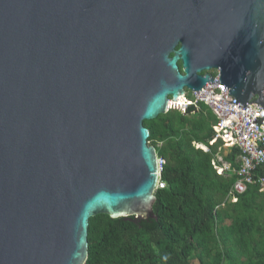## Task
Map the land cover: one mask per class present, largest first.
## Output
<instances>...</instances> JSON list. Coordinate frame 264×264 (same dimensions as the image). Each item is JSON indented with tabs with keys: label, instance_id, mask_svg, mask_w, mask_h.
Wrapping results in <instances>:
<instances>
[{
	"label": "water",
	"instance_id": "1",
	"mask_svg": "<svg viewBox=\"0 0 264 264\" xmlns=\"http://www.w3.org/2000/svg\"><path fill=\"white\" fill-rule=\"evenodd\" d=\"M206 83L260 124L264 0H0V264H86L90 218L148 219L143 122Z\"/></svg>",
	"mask_w": 264,
	"mask_h": 264
},
{
	"label": "trees",
	"instance_id": "2",
	"mask_svg": "<svg viewBox=\"0 0 264 264\" xmlns=\"http://www.w3.org/2000/svg\"><path fill=\"white\" fill-rule=\"evenodd\" d=\"M215 120L201 105L144 121L147 142L164 159L152 214L134 223L97 215L88 222L86 264H264V203L257 186L229 193L236 180L218 176L209 145ZM236 150L225 157L234 163ZM264 175V165L257 170ZM229 195V196H228Z\"/></svg>",
	"mask_w": 264,
	"mask_h": 264
},
{
	"label": "built area",
	"instance_id": "3",
	"mask_svg": "<svg viewBox=\"0 0 264 264\" xmlns=\"http://www.w3.org/2000/svg\"><path fill=\"white\" fill-rule=\"evenodd\" d=\"M212 78L215 82L220 81L217 70ZM181 97L183 103H174L181 113L189 107L198 110L204 105L214 116L211 126L214 135L209 141V147L203 150L211 153V147L217 146L211 158L213 170L223 178L236 176L229 193L242 195L249 186L255 185L264 203V175L257 176V170L264 165V117L259 125L256 124L260 108L248 104L244 114L240 113L228 105L233 104L235 98L229 96L225 88L216 83H206L200 91H191L190 97H187L185 91ZM193 146L197 148V145ZM222 147L227 149L226 154L222 153ZM232 150L237 151L234 163L225 160ZM156 163L158 168L154 193L166 187L161 179L164 159L157 156Z\"/></svg>",
	"mask_w": 264,
	"mask_h": 264
},
{
	"label": "clouds",
	"instance_id": "4",
	"mask_svg": "<svg viewBox=\"0 0 264 264\" xmlns=\"http://www.w3.org/2000/svg\"><path fill=\"white\" fill-rule=\"evenodd\" d=\"M215 71H216V70H215ZM215 71H210L209 73L213 74V72H215ZM187 90H188V89H187ZM187 90L184 89V92L187 91ZM190 91H191V90H190ZM180 97H181V96H180ZM180 97H179V98H180ZM176 102H177V101H176ZM176 102H174V103H176ZM169 103H171L170 99H169ZM174 103H173V104H174ZM174 105H176V104H174ZM177 108H178V106L176 105V109H177ZM187 109H188V108H187ZM187 109H186V110H187ZM173 110H174V109H173ZM177 110H178V109H177ZM178 111H180V110H178ZM180 112H181V111H180ZM183 113H185V112H183ZM193 144L196 145V144H198V143H192V145H193ZM148 145H149V143H148ZM202 145H203V144H202ZM193 147H194V146H193ZM203 147H204V148H205V147L208 148L209 146L204 145ZM194 148H195V147H194ZM196 149H200V150H202L203 152H205L202 148H196ZM211 150H212V149H211ZM226 150H227V149H226ZM205 153H209V152H205ZM210 154H212V152H211ZM157 156H158V154H157ZM158 157H159V156H158ZM225 160H226V158H225ZM154 194H155V193H154Z\"/></svg>",
	"mask_w": 264,
	"mask_h": 264
},
{
	"label": "rangeland",
	"instance_id": "5",
	"mask_svg": "<svg viewBox=\"0 0 264 264\" xmlns=\"http://www.w3.org/2000/svg\"><path fill=\"white\" fill-rule=\"evenodd\" d=\"M213 74H215V72H213ZM190 96H191V91L190 90H187V97H190ZM177 109L180 110L179 108H177ZM216 148H217V146H216ZM225 152H227L226 148H223L222 147V153H225Z\"/></svg>",
	"mask_w": 264,
	"mask_h": 264
},
{
	"label": "bare ground",
	"instance_id": "6",
	"mask_svg": "<svg viewBox=\"0 0 264 264\" xmlns=\"http://www.w3.org/2000/svg\"><path fill=\"white\" fill-rule=\"evenodd\" d=\"M177 102H179V103H183V99H182V97L178 98V99H177ZM203 146H204V145L200 144V148H202V149L207 148V147L204 148Z\"/></svg>",
	"mask_w": 264,
	"mask_h": 264
},
{
	"label": "crops",
	"instance_id": "7",
	"mask_svg": "<svg viewBox=\"0 0 264 264\" xmlns=\"http://www.w3.org/2000/svg\"><path fill=\"white\" fill-rule=\"evenodd\" d=\"M227 152H225L224 154H226Z\"/></svg>",
	"mask_w": 264,
	"mask_h": 264
}]
</instances>
